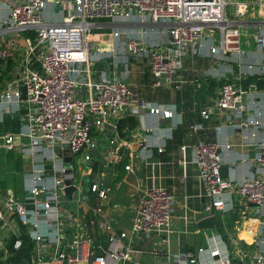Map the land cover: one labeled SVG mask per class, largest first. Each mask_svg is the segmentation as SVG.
<instances>
[{
	"label": "built area",
	"instance_id": "obj_1",
	"mask_svg": "<svg viewBox=\"0 0 264 264\" xmlns=\"http://www.w3.org/2000/svg\"><path fill=\"white\" fill-rule=\"evenodd\" d=\"M246 25L261 55L258 61L243 64L246 49L239 45V34ZM106 28L121 44L97 45L98 34ZM202 48L215 60L232 54L237 64H243L244 75L259 73L264 66V0H0V60L13 62L0 78V114L16 116L17 134L24 138L19 141L11 132L0 131V147L18 150L30 161L22 198L7 196L5 203L26 225L24 236L15 235L10 247L25 246L28 264H143L134 257L138 249L133 236L171 231L173 194L155 184L137 196L131 234L117 232L101 204L109 182L91 167L93 162L101 166L124 157L120 145L128 142H118L115 134L116 120L123 113L137 116L146 131L150 127L142 121L145 109L162 121L178 115L174 103L149 102L138 96L134 82L123 81L129 75L127 60H146L152 87L180 89L185 82L196 86L211 75L193 65ZM107 57L111 58L108 77L105 69L95 67ZM234 78H222L215 96L198 112L205 118L222 112L226 124L251 126L248 132L255 135V128H264V91L262 107L250 111L249 102L260 93L257 85L252 80L243 85L240 75ZM105 122L112 126L106 148L97 157V136L104 133ZM176 123L175 118L173 126ZM188 127L196 130L198 125ZM252 142L255 152L249 160L255 172L236 180L219 172L223 162L218 143L198 139L190 144L207 199L204 209L220 219L235 203L250 201L255 202L250 210L264 215V135ZM92 147H97L93 155ZM77 152L81 160L75 165ZM65 154L70 155L68 172H64ZM127 160L123 167L132 170L129 155ZM80 175L88 179L86 188L80 186ZM67 185L72 186L70 192L64 189ZM91 226L100 239L90 233ZM255 229L251 249L229 235L224 241L214 234L205 236L206 243L195 251L182 254L191 264H264V218L258 219Z\"/></svg>",
	"mask_w": 264,
	"mask_h": 264
},
{
	"label": "crops",
	"instance_id": "obj_2",
	"mask_svg": "<svg viewBox=\"0 0 264 264\" xmlns=\"http://www.w3.org/2000/svg\"><path fill=\"white\" fill-rule=\"evenodd\" d=\"M261 11L259 10V15ZM238 16L241 18L240 14ZM106 29V33L102 31L100 35L98 34L97 45L108 48L112 45L121 44L120 40L110 35L109 28ZM247 42L252 46L246 48V52L248 51V54L252 56L258 55V59L259 49L253 46L250 39ZM232 57V54H227L224 58L232 60ZM144 61L146 62V60ZM144 61H141L142 64ZM195 61L196 63L202 62L198 68L199 70L209 71L211 75L206 81H201L196 86L186 82L182 84L180 89L188 87L190 90L196 91L194 94L189 95L187 100L183 99L182 105H179L174 98V88L151 86L152 76L148 72V66H146L147 69L141 67L140 70L133 69V72L129 71L128 81L136 84L139 97L149 102L174 103L178 115L162 121L157 113H151L145 109L142 114V121L145 126L150 127V130L146 131L141 128L139 118L131 114L136 120L132 127L125 126L122 129L123 134H119L117 128L115 129L117 141L126 140L128 142L126 145H120L124 157L113 164L101 166H97V162H93L95 165L92 164L91 167L96 172L98 169L103 179L109 182L110 189L107 196L101 199L103 213L116 231L124 236L131 234V213L137 196L143 188L158 184L163 185L173 194L171 231L168 234L153 232L147 235L133 236L134 246L138 249V252L134 253V257L143 264H191L182 253L188 250L195 251L197 246L206 243L205 236H214V234H219L224 241L227 240L226 235H229L237 239L241 246L251 249L258 219L264 218V215L259 211L250 210V206L240 202L235 203L231 209L224 212L227 215L230 211L237 209V218L230 225L223 228L225 237L217 230L216 225L211 230H202L195 225L198 215L200 213L204 214L203 205L207 203V199L203 194L202 183L192 161L190 144L198 139L218 143L217 153L222 158V165L225 166V176L236 180L241 176H249V174L255 172L254 165L249 160V157L255 152L252 141L259 140L264 135V128L262 127L255 128V135H251L248 132L251 126L246 128V126L239 127L236 124H226L222 112L215 111L209 118L202 117L199 114V107L211 101L215 96L217 87L215 81L226 76L225 74L228 75L229 72L226 67L229 65L223 58L215 60L209 57L205 48H202L193 57L194 67ZM249 61L253 60L250 59ZM204 62L206 65L203 64ZM146 74L148 81L145 80ZM187 74L192 75L189 72ZM246 75L245 73L244 78ZM141 83H146L151 98L147 99L140 94L139 87ZM262 85L259 88L260 93L257 95L256 100L249 102L250 111L262 107L263 93L261 92L264 91V79ZM153 89H161L168 97L155 95L157 90L152 92ZM178 93L179 99L183 97L182 91L179 90ZM192 99L195 100V105H192ZM125 114L127 112L121 116ZM12 118L18 119L16 116L0 114V131L11 132L15 139L22 141L24 138L17 134L19 121L16 129L10 128L9 120H12ZM175 118L177 123L173 126ZM190 123L197 124L198 128L191 130L188 127ZM102 135L97 136L99 141H102ZM182 144L184 147L181 150L180 145ZM156 146H161L162 149L157 151ZM0 150L16 157L13 168L16 169L18 175L16 176L18 181L12 188L13 191L9 188L7 193L4 187L0 185V255L9 258L11 255L26 253L25 246L19 250L10 251V241L12 236L15 235L23 237L27 228L25 224L17 219L12 208L5 203V198L7 196L14 199L22 198L23 177L30 169V161L29 156L18 150H5L2 147H0ZM128 155L131 157L132 170L123 167L128 162ZM242 157H246L248 161H242ZM14 173H10V176H13ZM224 213L222 214L223 220ZM226 222H229L227 218L225 224ZM90 233L100 239L99 232L94 226H91ZM214 258H217L216 255L213 256Z\"/></svg>",
	"mask_w": 264,
	"mask_h": 264
},
{
	"label": "rangeland",
	"instance_id": "obj_3",
	"mask_svg": "<svg viewBox=\"0 0 264 264\" xmlns=\"http://www.w3.org/2000/svg\"><path fill=\"white\" fill-rule=\"evenodd\" d=\"M106 30L107 29L103 30V32L106 33ZM250 30H251V28L248 25H246L242 28L240 27L239 45L243 49L250 48L252 46L250 43L247 42L250 39V37L248 35ZM21 37H22V34L19 35V38H21ZM214 37H215V40H217V33L214 34ZM248 53H249L248 51L245 53V57H243V61H242V59H240L243 64L246 63L247 61H249L250 59L255 61V62L260 59V55H261L260 52H259L260 55H259L258 59H257L258 55L252 56V55H249ZM144 60L145 59H138V58L127 60V67L129 69V71L133 72V69L140 70L141 67L146 68L147 62H145ZM141 61H144L143 64ZM224 61L229 65L226 67V69L229 73H228V75L225 74L226 76H223V79H225V78L235 79L234 76L240 75L241 78H239L238 81L241 82L244 79V74H243V67L244 66H243V64H237L235 56L232 57V60H228V59L226 60V58H224ZM201 64H202V62L199 61L198 63H196V61H195V68L198 69ZM203 64L206 65L205 62ZM253 69H255V68H253ZM259 71H258L259 73H264V66L263 67L260 66ZM262 86H263L262 84L257 86L258 90ZM140 87H141V89L148 88L146 86V83H141ZM156 90L157 89H153L152 92H156ZM99 142H101V140ZM106 145H107V142L105 139H103L102 144L98 146V152L96 154L97 157L102 156L103 150L106 148ZM15 159H16V157H14V155L7 153V152H4L3 150H0V185L4 187V190L7 193H8L9 188L11 191H13L12 188H13L14 184H16L18 181L16 179V176H18L16 173V169L13 168V165H15V163H14ZM80 160H81V154L80 153L77 152V153L73 154V163L75 165L78 164ZM18 166H19V164H18ZM12 172H15V173L13 176H10V173L12 174ZM75 172L78 173V172H80V170L77 169V167H75ZM80 179H81L80 186L82 188H86L88 185V179H86V176H84V175H80ZM225 221L226 220L224 219L223 220L224 224H225ZM227 221H228V219H227ZM11 250H12V248L10 247V251ZM0 257L6 263H8V261H9L8 257H4L1 255H0Z\"/></svg>",
	"mask_w": 264,
	"mask_h": 264
},
{
	"label": "trees",
	"instance_id": "obj_4",
	"mask_svg": "<svg viewBox=\"0 0 264 264\" xmlns=\"http://www.w3.org/2000/svg\"><path fill=\"white\" fill-rule=\"evenodd\" d=\"M1 65H3V67L0 68V78L5 76L10 71V69L13 66V62L10 58H7L4 61L0 60V66ZM138 79H140V78L138 77ZM263 79H264V73H247L246 77L241 81V83L243 85H245L247 83V81L252 80L256 83L257 86H259V85L263 84ZM145 80L148 81L147 74L145 76ZM220 80H222V78L215 81L217 83V85L219 84ZM148 90H149L148 88L140 89V87H139L140 94L147 99L151 98V94ZM179 90L182 91V95H183V97H181L180 99H179V93H178ZM195 92L196 91H192L188 87H184L183 89H174L173 94H174V98L176 99L178 104L182 105L183 99L187 100L188 96L194 94ZM155 95H157V96L165 95V98L168 97V96H166L165 92H162L161 89H157V93H155ZM135 121L136 120H135L134 116L131 114H128V113L119 117L116 120V128L118 130V133L123 134L122 129L125 126L132 127L135 124ZM9 123L11 124V127H10L11 129H16L18 127V119H16V118H12V120H9ZM92 164L95 165V163H92ZM217 218L218 219L216 222V228L219 232L222 233V236L225 237V233L223 231V228L230 225V223L237 218V209L235 211H230V213L227 215L224 213V219L226 220V218H227L229 221L228 223L226 222V224L223 223V218L220 219L219 215H217ZM28 257H29L28 253H24L23 255L22 254L11 255L9 257L8 263H6L0 257V264H28L27 263Z\"/></svg>",
	"mask_w": 264,
	"mask_h": 264
},
{
	"label": "water",
	"instance_id": "obj_5",
	"mask_svg": "<svg viewBox=\"0 0 264 264\" xmlns=\"http://www.w3.org/2000/svg\"><path fill=\"white\" fill-rule=\"evenodd\" d=\"M111 58L107 57L104 59H101V61H99L98 63H96L95 67L96 69H105L106 73L105 76L108 77L109 76V72L108 70L111 68ZM120 67H122V64L119 65ZM124 82L128 81V77H124L123 78ZM104 126V134L102 135V140L103 139H107L109 137V132L111 129V124L110 123H103ZM102 144V141L98 143V146ZM97 151V147H92L89 152L91 155H93L94 153H96ZM63 165L65 166V170L64 172H68L70 169L69 167H67L68 165V160L70 159V155L69 154H65L63 157ZM219 172L221 175H225V166L224 165H220L219 167ZM69 179H65V181L67 182ZM65 191L66 192H70L72 189L71 185H67L65 186ZM250 204L254 205L255 202L250 201L248 202V205L250 206ZM205 206V204L203 205ZM217 215L216 213L212 212L210 209H205L204 214L200 213L198 215V219L195 222V225L197 228L202 229V230H211L215 227L216 222H217ZM13 238V236H12Z\"/></svg>",
	"mask_w": 264,
	"mask_h": 264
}]
</instances>
